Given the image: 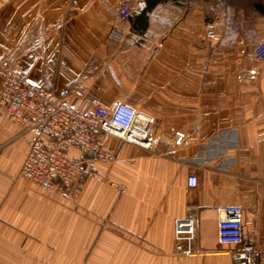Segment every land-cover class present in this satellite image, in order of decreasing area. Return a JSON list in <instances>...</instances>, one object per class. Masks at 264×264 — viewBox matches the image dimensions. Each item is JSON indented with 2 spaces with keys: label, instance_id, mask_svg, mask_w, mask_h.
Returning <instances> with one entry per match:
<instances>
[{
  "label": "crops",
  "instance_id": "crops-1",
  "mask_svg": "<svg viewBox=\"0 0 264 264\" xmlns=\"http://www.w3.org/2000/svg\"><path fill=\"white\" fill-rule=\"evenodd\" d=\"M124 1L128 37L110 43ZM208 23L220 43L206 40ZM261 41L264 0H0V63L76 109L125 102L154 119L151 149L108 139L120 148L114 163L72 150L101 178L86 175L67 203L19 176L28 136L0 108V264H233L232 246L217 237L215 207L225 205L244 208L260 244L264 62L242 52ZM221 131L238 143L228 171L215 168L220 144L211 140ZM187 208L198 220L189 256L174 240Z\"/></svg>",
  "mask_w": 264,
  "mask_h": 264
},
{
  "label": "built area",
  "instance_id": "built-area-1",
  "mask_svg": "<svg viewBox=\"0 0 264 264\" xmlns=\"http://www.w3.org/2000/svg\"><path fill=\"white\" fill-rule=\"evenodd\" d=\"M131 18V5L124 1L107 32V41L124 43L128 37L124 26L131 23ZM205 37L212 44H218L222 39L214 23L206 25ZM242 54L251 61L264 62V42H258ZM249 76L253 78L255 71L250 70ZM0 108L11 121L22 126L18 137L28 136L29 151L19 176L67 203L79 200L81 191L75 185L86 175L97 180L101 178L95 170L84 172L82 161L71 155L72 150L89 161L111 164L119 158L124 144L151 149L154 119L149 114L125 102L114 107L92 103L84 109H76L58 99L53 91L33 84L26 75L6 63H0ZM139 119L141 125L137 124ZM110 138L119 140L120 148L109 147L107 141ZM185 139L184 133L175 135L177 143ZM211 141L220 144L219 153L215 155V160L220 163H216L215 168L228 171L235 162L230 153L238 146L236 134L221 131ZM213 162L210 157L203 164ZM197 185V176L191 174L187 187L196 188ZM215 212L219 217L218 242L232 246L229 251L232 263L261 264L264 235L259 244L254 225L244 222V208L240 205L217 206ZM197 221L196 212L191 208H187L185 218L174 220L175 248L183 255L193 253L191 241L196 236Z\"/></svg>",
  "mask_w": 264,
  "mask_h": 264
},
{
  "label": "bare ground",
  "instance_id": "bare-ground-1",
  "mask_svg": "<svg viewBox=\"0 0 264 264\" xmlns=\"http://www.w3.org/2000/svg\"><path fill=\"white\" fill-rule=\"evenodd\" d=\"M137 124H138V125H141V124H142V120L139 119Z\"/></svg>",
  "mask_w": 264,
  "mask_h": 264
},
{
  "label": "trees",
  "instance_id": "trees-1",
  "mask_svg": "<svg viewBox=\"0 0 264 264\" xmlns=\"http://www.w3.org/2000/svg\"><path fill=\"white\" fill-rule=\"evenodd\" d=\"M155 1H157V0H155Z\"/></svg>",
  "mask_w": 264,
  "mask_h": 264
},
{
  "label": "rangeland",
  "instance_id": "rangeland-1",
  "mask_svg": "<svg viewBox=\"0 0 264 264\" xmlns=\"http://www.w3.org/2000/svg\"><path fill=\"white\" fill-rule=\"evenodd\" d=\"M264 42V41H263Z\"/></svg>",
  "mask_w": 264,
  "mask_h": 264
}]
</instances>
